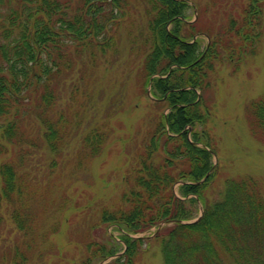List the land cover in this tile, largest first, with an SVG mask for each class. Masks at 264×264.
Listing matches in <instances>:
<instances>
[{
  "label": "trees",
  "instance_id": "1",
  "mask_svg": "<svg viewBox=\"0 0 264 264\" xmlns=\"http://www.w3.org/2000/svg\"><path fill=\"white\" fill-rule=\"evenodd\" d=\"M219 3L213 0L211 6ZM193 4L200 17L194 0H139L144 18L139 23L141 77L144 87L151 85L150 98L160 113L139 142L131 185L118 202L98 206L100 225L114 227L119 235L86 241L77 264H99L118 253L107 264H137L145 240L134 235L153 228L162 243L163 264H264L259 180L229 178L218 199L209 201L204 194L218 169L206 92L218 63L236 70L257 53L264 0H245L237 15L223 0L218 7L224 4L225 21L217 29L208 27L210 41L203 49L195 39L201 34L198 22L187 15ZM130 5L131 0H0V155L8 154L10 146L17 151V157L0 162V227L7 214L17 233L13 242L0 246V264H50L51 257L56 264L71 262L51 241L60 231L68 197L40 191L25 172L27 147L36 144L23 124L36 118L55 156L49 167L56 170L57 160L69 157L83 119V103L73 92L62 103L65 83L74 86L77 61L81 67L93 65V47L104 53L114 49V30ZM91 95L85 96L90 102ZM249 110L255 130L264 136V92ZM108 138L106 123L90 128L80 137L78 155L73 152L76 162L68 169L100 156ZM200 204L203 214L191 222L199 217Z\"/></svg>",
  "mask_w": 264,
  "mask_h": 264
},
{
  "label": "rangeland",
  "instance_id": "2",
  "mask_svg": "<svg viewBox=\"0 0 264 264\" xmlns=\"http://www.w3.org/2000/svg\"><path fill=\"white\" fill-rule=\"evenodd\" d=\"M194 1L199 5L201 18L197 15L195 4L187 10V15L190 21L198 22L201 32L198 38L203 49L209 41L206 31L211 30L208 27L215 26L217 29L225 21L226 13L225 8L222 10L224 4L218 7L223 0H219L220 3L214 7L211 6L213 0ZM228 1L231 2V9L228 10L233 15L240 13L245 3V0ZM142 13L139 0H131L125 16L114 30V49L104 53L93 47L90 51L94 58L93 65L81 67L82 63L77 61L73 72L74 86H70L71 82L65 83L62 103L66 105L73 92L77 102L79 100L83 103V119L79 136L72 141L69 148V157H59L56 170L51 171L49 167L55 156L44 144L43 130L36 124V118L31 117L23 124L25 134L34 138L36 144L27 147L31 149L26 158L25 172L35 180L40 191L48 189L61 195L60 199L68 197L64 212L62 211L60 231L51 237L54 246L61 249V254L71 261L68 264L78 263L86 241L103 239L106 233L119 235L114 227L100 225L97 217L98 206L118 202L122 192L129 188V175L136 166L139 142L142 143L154 117L160 113L141 77L139 23L144 20ZM88 89L92 91V95ZM263 92L264 36L257 53L246 57L239 69L235 70L230 63H218L213 85L206 92V100L213 113L208 124L215 148L213 161L218 168L214 180L204 192L209 201L218 199L226 180L233 177L250 175L257 178L264 193V136L255 130L249 110L250 102ZM90 95L93 99L91 102L85 97ZM104 123L109 131V138L103 152L88 162L82 161L78 167L75 166L72 173L68 167L76 162L73 152H78L80 137L93 126H102ZM16 154V148L10 146L8 154L0 155V162L17 157ZM63 190L65 194H62ZM48 195L50 192L46 196ZM95 224L97 226L93 227ZM156 231L153 228L139 234L144 237L145 244L138 255L137 264H163L162 243L155 239ZM0 232V246L16 239L17 233L7 214L4 215ZM51 259L54 260H50V264H56V257Z\"/></svg>",
  "mask_w": 264,
  "mask_h": 264
},
{
  "label": "water",
  "instance_id": "3",
  "mask_svg": "<svg viewBox=\"0 0 264 264\" xmlns=\"http://www.w3.org/2000/svg\"><path fill=\"white\" fill-rule=\"evenodd\" d=\"M149 92H150V87H149ZM201 212H202V209H201ZM202 214V213H201ZM109 260V258L108 259H106V260H104L103 262H101L100 264H105L107 261Z\"/></svg>",
  "mask_w": 264,
  "mask_h": 264
}]
</instances>
